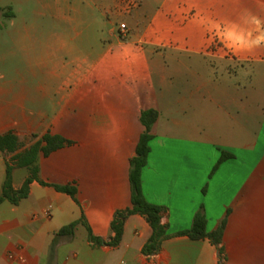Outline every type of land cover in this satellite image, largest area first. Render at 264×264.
Here are the masks:
<instances>
[{"label":"crops","instance_id":"obj_1","mask_svg":"<svg viewBox=\"0 0 264 264\" xmlns=\"http://www.w3.org/2000/svg\"><path fill=\"white\" fill-rule=\"evenodd\" d=\"M144 1L150 2L138 0L122 13L135 26L131 40L116 39L92 60L76 58L71 66L48 70L59 83L35 88L0 72V136L15 134L17 152L46 133L73 142L39 154L38 177L48 185L33 181L18 205L0 204V264H264V0H154L149 15L142 11ZM247 6L254 30L242 35L252 39L254 33L255 48L230 30ZM60 44L72 52L62 38ZM164 44L256 67L251 73L239 69L228 80L205 78L217 73L207 67H186L199 82L186 83V95L174 102L159 100L148 56ZM147 109L157 118L141 188L149 203L162 207L168 238L159 251L141 253L151 229L137 214L125 220L116 247L91 241L81 224L72 237L56 236L82 215L94 237L113 236L115 212L131 208L130 159ZM221 151L233 157L214 169ZM10 157L0 152V194ZM27 175L26 168L13 169L15 190ZM68 184L75 185L77 202L51 186ZM200 207L207 233L222 227L218 245L178 235L191 227Z\"/></svg>","mask_w":264,"mask_h":264},{"label":"rangeland","instance_id":"obj_2","mask_svg":"<svg viewBox=\"0 0 264 264\" xmlns=\"http://www.w3.org/2000/svg\"><path fill=\"white\" fill-rule=\"evenodd\" d=\"M134 5H139L138 0H1L0 72L4 78L32 84L35 88L45 83H59L58 79L48 75V70L71 66L77 61L76 58L92 60L100 56L101 50L112 45L114 40L132 39L135 26L130 18L122 17V13L130 11ZM226 5L231 7V2ZM155 7L154 0L144 1L142 11L149 15ZM247 7L243 20L230 27L232 32L242 35L245 29L254 30L253 22H249L248 18L251 7ZM4 12L13 13V16L6 17ZM254 35L252 39L246 38L245 33L242 35L244 44L250 48L256 47ZM61 38L66 47H71V53L66 52L69 49L61 47ZM217 45L215 43L212 47ZM148 60L153 71L150 80L160 97L158 99L171 102L186 95V83L195 85L199 82L197 79L192 81L187 68L207 67L217 73H207L205 78L228 80L233 79L239 69L247 68L246 73H251V69L256 67L255 63L249 62L240 64L195 57L187 52L169 49L166 44L149 54ZM175 69H182V74L176 75ZM242 77L247 75L243 73ZM162 92L163 97L160 96ZM35 140L33 137L30 139L32 143Z\"/></svg>","mask_w":264,"mask_h":264},{"label":"trees","instance_id":"obj_3","mask_svg":"<svg viewBox=\"0 0 264 264\" xmlns=\"http://www.w3.org/2000/svg\"><path fill=\"white\" fill-rule=\"evenodd\" d=\"M4 16L12 17L13 13L4 12ZM157 112L153 109H147L141 112L140 122L144 127L142 134L139 137L135 155L130 159L129 168V182H130V201L131 208L126 210H119L115 212L110 223V231L113 236L108 240H102L94 237L91 234L89 226L87 225L84 216L77 221H74L66 226H63L56 232L59 237H72L74 235L77 225L81 224L87 231L88 238L96 243H103L110 247H116L122 238L125 220L131 215H140L145 219L151 229V234L145 244L142 246L141 253L143 255H152L159 251L162 242L168 238L167 227L160 223L162 207L149 203L141 188V173L142 169L147 163V156L149 154V143L153 136L150 131L152 125L156 121ZM36 138V136H33ZM73 142L59 135L44 134L39 139L35 140L24 150L17 152L21 147L19 138L12 132H8L0 136V152L11 154V157L5 164V177L1 187L0 204L8 202L11 205H18L19 202L25 199L29 193V185L33 181H37L41 185H48L41 181L38 177L37 158L39 154L48 156L51 152L66 146L72 145ZM232 154L221 151L220 157L214 169L223 161L232 158ZM14 168H26L28 175L23 181L21 187L15 190L12 186V171ZM56 191L67 194L75 202L76 201V187L74 184L68 185H51ZM207 219L202 210V207L195 213L191 227L188 230L178 233L184 235L191 240L209 239L213 245H218L221 239L222 227L213 231L206 232ZM219 252L221 250L219 249Z\"/></svg>","mask_w":264,"mask_h":264},{"label":"built area","instance_id":"obj_4","mask_svg":"<svg viewBox=\"0 0 264 264\" xmlns=\"http://www.w3.org/2000/svg\"><path fill=\"white\" fill-rule=\"evenodd\" d=\"M48 212V211H47Z\"/></svg>","mask_w":264,"mask_h":264}]
</instances>
